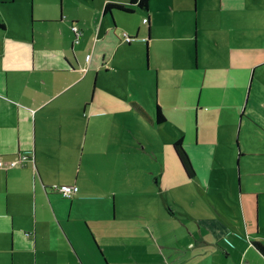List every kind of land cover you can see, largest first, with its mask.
<instances>
[{
  "label": "crops",
  "instance_id": "obj_1",
  "mask_svg": "<svg viewBox=\"0 0 264 264\" xmlns=\"http://www.w3.org/2000/svg\"><path fill=\"white\" fill-rule=\"evenodd\" d=\"M218 1L222 13L195 8V178L174 150L184 135L159 127L198 191L177 189L176 203L154 206L143 200H159V177L153 188L142 182L139 204L130 185L147 171L132 164L131 106L152 125L167 122L157 121L159 69L149 54L156 0L147 11L132 0H31L27 30L12 27L14 0H0V161L18 162L0 167V264H264V140H255L264 132V10ZM108 4L132 11L106 14ZM143 25L146 60L139 69L125 57L130 73L117 77V55L136 39L125 46L120 33ZM116 98L131 108L111 106ZM54 185L76 192L67 199Z\"/></svg>",
  "mask_w": 264,
  "mask_h": 264
},
{
  "label": "rangeland",
  "instance_id": "obj_2",
  "mask_svg": "<svg viewBox=\"0 0 264 264\" xmlns=\"http://www.w3.org/2000/svg\"><path fill=\"white\" fill-rule=\"evenodd\" d=\"M9 1L11 2L12 0ZM10 4L11 5L6 9L11 11L13 17L15 16V19H17L13 21L21 23L19 26L12 21V27L24 29L26 26L27 30L30 17L28 9L30 10L32 7L31 0H14V2ZM252 5L259 10H264V0H255L252 2ZM208 7L211 10H215L216 13L221 12L218 0H156L155 12L157 14V28L151 29L149 54L152 66L151 69L155 71H158L157 68L159 69L158 102L167 122L161 126L156 124L152 125L136 108L131 106L133 118H137L138 120V122L133 121L132 126V164L133 166L142 164L143 167L147 168L148 172L146 171V176H143V179H141V176L137 179L134 178L130 187L132 190H139L142 182L147 180L146 184L143 183L142 189L153 188L155 183L152 177L160 178L159 189H161V193L159 200L156 199V194H148L143 200V202L148 205L165 206L167 204L172 205L176 203L173 194L177 189H187L190 191L195 188L198 191L196 185L188 183L185 173L180 168L175 155L172 154L173 142L170 141L159 127L174 139L184 135V149L191 159L187 145L189 143H194L195 131L197 130L199 135V131L202 130V118H198V129H196L195 126L196 104L199 98V89L197 88L201 87V84L195 81V76L190 70L194 63L195 55V8L197 12L203 13L205 9L208 10ZM9 11H5V13L9 15ZM125 18L126 20L134 21L137 19V15ZM146 33L147 26L143 25L140 34L131 36L136 38L132 41L131 48L119 51L116 65L120 67V71L116 73L117 77L124 78L130 73L128 69L124 70L122 67L123 60L127 56L131 60H134L138 65L137 67L141 69L143 60H146V44L144 38ZM120 36L125 42L124 45L127 46L124 33H120ZM259 42L262 45L264 44L262 36ZM251 81L252 76L249 78L248 91ZM256 84L255 81V86ZM111 106L116 109H124L125 111L131 108L124 100L118 98L111 102ZM206 107L209 109L208 104H203V108L199 111L198 117L199 115L203 116ZM224 118L227 119V116L225 115ZM240 118V115H238V122ZM208 122H210V120H208ZM216 123L217 122H215L214 127ZM220 125L223 126V119ZM220 134L221 132L217 133L219 137ZM244 135L245 134H242L240 137L243 139ZM140 138L146 141V152L138 151L137 139ZM255 140H264V132L261 131L258 136H255ZM236 163H234V168ZM236 173L238 182L237 169ZM107 181L108 180L105 182L108 183ZM116 182L118 183L119 180H116ZM116 186H118V184ZM170 189H172V191ZM140 194V190L137 192L134 191L130 196L131 203L139 204L141 202Z\"/></svg>",
  "mask_w": 264,
  "mask_h": 264
},
{
  "label": "trees",
  "instance_id": "obj_3",
  "mask_svg": "<svg viewBox=\"0 0 264 264\" xmlns=\"http://www.w3.org/2000/svg\"><path fill=\"white\" fill-rule=\"evenodd\" d=\"M132 4L137 5L143 11H147L149 8V5H150V0H132ZM114 10H120V11H124V12H131L132 11L131 9H128L122 5L108 4L105 8V13L106 14L111 13ZM147 21H148V19H147ZM73 27H74V25H73ZM130 39H134V38L130 37ZM165 120L166 119H165V116L163 115V113L161 111V108L158 107L157 108V121H158V123H163ZM174 150H175V152L178 156V159L180 160V163H181L184 171L186 172V174L190 178H195L196 172H195V169L193 167V164L191 162V159H190L188 153L184 149L183 138H179L178 140L175 141ZM260 248H261L262 252L264 253V246L261 245Z\"/></svg>",
  "mask_w": 264,
  "mask_h": 264
},
{
  "label": "built area",
  "instance_id": "obj_4",
  "mask_svg": "<svg viewBox=\"0 0 264 264\" xmlns=\"http://www.w3.org/2000/svg\"><path fill=\"white\" fill-rule=\"evenodd\" d=\"M72 29L76 35L75 36L76 42L78 43L80 37L82 36V32L76 26H74ZM124 37L127 42L132 41V39H130V37H128L127 35H125ZM90 59H91V56L90 55L87 56V60H90ZM4 165H8L9 167H16L18 165V162H10L8 164H5L3 161H0V167H3ZM52 188L54 191L61 194L64 198H67V199L73 198L76 192V188L70 185H54Z\"/></svg>",
  "mask_w": 264,
  "mask_h": 264
}]
</instances>
